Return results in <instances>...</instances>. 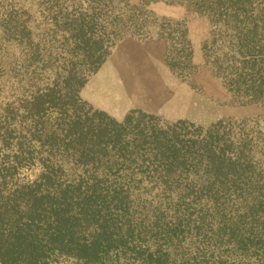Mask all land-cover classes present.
I'll list each match as a JSON object with an SVG mask.
<instances>
[{"label":"rangeland","instance_id":"obj_1","mask_svg":"<svg viewBox=\"0 0 264 264\" xmlns=\"http://www.w3.org/2000/svg\"><path fill=\"white\" fill-rule=\"evenodd\" d=\"M233 1L232 11L227 3L211 6L215 16L207 17L166 1L149 3L140 16L139 0H112L122 17L96 28H116L122 38L89 72L72 40L78 13L91 20L87 0H0V206L41 173L38 144L24 149L36 157L32 166L18 148L29 138L26 109L32 97L63 89L68 73L94 124H116L119 132L131 115L167 124L178 141L212 132L225 159L246 161L224 166L243 182L241 190L206 197L150 190L139 175L114 181L102 167L121 160L104 158L97 181L73 195L84 215L79 243L51 247L30 264H264V209L253 206L250 187L264 182V86L256 92L264 85V0ZM54 118L51 112L47 122ZM3 258L0 251V264H20Z\"/></svg>","mask_w":264,"mask_h":264},{"label":"trees","instance_id":"obj_2","mask_svg":"<svg viewBox=\"0 0 264 264\" xmlns=\"http://www.w3.org/2000/svg\"><path fill=\"white\" fill-rule=\"evenodd\" d=\"M161 1L184 6L187 12L207 17L215 16L209 9L211 6L219 10L227 3L225 10L232 11L234 4L233 0H225L224 3L221 0H139V15L149 3ZM87 2L91 20L89 24L84 22L82 13H78L72 40L74 47L81 52L88 71L96 72L109 54L108 50L122 38L116 28L106 33L99 31L96 25L107 21L108 17L117 21L122 15L120 10L113 14L110 7L112 0ZM195 2L200 5L197 9H193ZM87 25L91 27L87 28ZM75 79L74 74L68 73L63 89L32 97L30 111L26 109L30 119L29 138L25 143H19L18 148L22 155L25 154L26 165L32 166L36 157L24 149L32 148L33 142L38 144L36 156L37 153L43 154L37 159L41 164V173L31 185L23 188L24 191L15 194L11 205L3 203L0 206V251L3 260L30 264L43 259L44 251L79 243L81 231L77 230V224L84 215L76 211L73 195H80L83 184L97 181L94 174L101 168L104 158L121 160L119 166L102 167L104 177L126 183L134 175H139L140 181H143L142 177L149 179L150 190L161 193L188 191L210 197L218 196L223 190H241L237 187H242L243 182L235 174L226 172L224 166L231 161H246L241 158L232 160L230 156L225 159L212 132L178 141L169 136L171 130L167 124L154 122L152 118L134 119L131 115L126 116L121 128H118L124 132H118L114 128L116 124H103L102 121L94 124L87 118L89 112L85 111L84 103L78 97L80 85H73ZM262 83L259 82L256 92L264 86ZM51 112L55 113V118L47 122ZM131 123H134L133 128H130ZM179 136L180 133L176 137ZM111 137L119 141L115 142L117 145H110L108 141ZM131 145L133 149L129 150ZM66 166L70 168L64 170ZM78 168H81L82 174L76 175L74 171ZM64 171H73V174L67 180L62 179ZM62 185H65L64 188H61ZM250 187L256 196L252 200L253 206L264 209V182H254ZM88 190L89 186L85 187L84 196H87ZM21 195L25 203H22ZM96 244L97 241H94L90 247Z\"/></svg>","mask_w":264,"mask_h":264}]
</instances>
